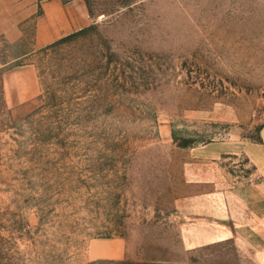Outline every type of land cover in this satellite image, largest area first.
I'll return each mask as SVG.
<instances>
[{
  "label": "rangeland",
  "instance_id": "rangeland-1",
  "mask_svg": "<svg viewBox=\"0 0 264 264\" xmlns=\"http://www.w3.org/2000/svg\"><path fill=\"white\" fill-rule=\"evenodd\" d=\"M83 1L89 27L33 50L40 0H0V264H240L185 251L175 201L186 149L264 142V0ZM25 64L40 94L9 106ZM113 238L127 259L89 260Z\"/></svg>",
  "mask_w": 264,
  "mask_h": 264
},
{
  "label": "crops",
  "instance_id": "crops-1",
  "mask_svg": "<svg viewBox=\"0 0 264 264\" xmlns=\"http://www.w3.org/2000/svg\"><path fill=\"white\" fill-rule=\"evenodd\" d=\"M39 5L33 50L77 34L92 22L83 0H40ZM1 84L9 106L40 94L32 64L4 72ZM186 153L182 166L186 192L175 201L183 249L229 244L240 264H264V142L243 139L230 128L225 139L190 147ZM240 166L238 171L228 169ZM129 254L123 238L93 240L87 252L90 261H121Z\"/></svg>",
  "mask_w": 264,
  "mask_h": 264
},
{
  "label": "trees",
  "instance_id": "trees-1",
  "mask_svg": "<svg viewBox=\"0 0 264 264\" xmlns=\"http://www.w3.org/2000/svg\"><path fill=\"white\" fill-rule=\"evenodd\" d=\"M69 37H70V36H68V37H66V38H64V39H67V38H69ZM64 39H62V40H64ZM62 40H61V41H62ZM59 42H60V41H59ZM57 43H58V42H57Z\"/></svg>",
  "mask_w": 264,
  "mask_h": 264
}]
</instances>
